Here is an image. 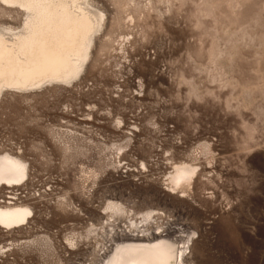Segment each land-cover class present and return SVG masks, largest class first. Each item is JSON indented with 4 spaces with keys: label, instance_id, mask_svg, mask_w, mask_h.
Segmentation results:
<instances>
[{
    "label": "rangeland",
    "instance_id": "rangeland-1",
    "mask_svg": "<svg viewBox=\"0 0 264 264\" xmlns=\"http://www.w3.org/2000/svg\"><path fill=\"white\" fill-rule=\"evenodd\" d=\"M91 3L85 72L0 96V155L28 166L0 204L34 210L0 226V264H97L105 223L149 211L152 229L195 232L193 264H264V0ZM3 6L0 27L20 26ZM181 163L199 172L174 187Z\"/></svg>",
    "mask_w": 264,
    "mask_h": 264
},
{
    "label": "bare ground",
    "instance_id": "bare-ground-1",
    "mask_svg": "<svg viewBox=\"0 0 264 264\" xmlns=\"http://www.w3.org/2000/svg\"><path fill=\"white\" fill-rule=\"evenodd\" d=\"M0 3L24 14L20 26L0 27V96L8 89L25 92L55 83L69 85L85 72L104 16L91 0H0ZM198 172L195 164L176 165L170 175L171 183L174 187L189 184ZM27 177L28 166L22 158L10 153L0 155V187L17 186ZM106 209L123 212L117 202H108ZM33 212L31 206L9 200L0 204V226L21 227L28 223ZM152 219L153 211H149L139 221L130 220L121 229L105 223L108 229L107 225L100 229L104 243L99 244L97 264H193L195 232L187 230L184 235V230L176 226L152 229ZM97 231L95 227L90 229Z\"/></svg>",
    "mask_w": 264,
    "mask_h": 264
}]
</instances>
